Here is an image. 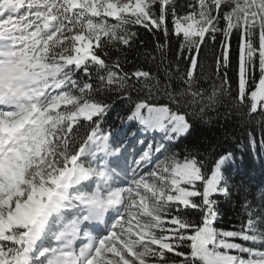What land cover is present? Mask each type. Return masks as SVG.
<instances>
[{
    "label": "snow or ice",
    "instance_id": "snow-or-ice-1",
    "mask_svg": "<svg viewBox=\"0 0 264 264\" xmlns=\"http://www.w3.org/2000/svg\"><path fill=\"white\" fill-rule=\"evenodd\" d=\"M172 3L0 0V264H264V192L245 202L240 230L218 229L214 197L230 196L232 153L207 174L197 155L172 151L190 115L225 99L253 144L257 125L264 136V0H196L182 16ZM136 26L163 33L164 80L125 70ZM109 92L139 124L120 139L97 99Z\"/></svg>",
    "mask_w": 264,
    "mask_h": 264
},
{
    "label": "trees",
    "instance_id": "trees-1",
    "mask_svg": "<svg viewBox=\"0 0 264 264\" xmlns=\"http://www.w3.org/2000/svg\"><path fill=\"white\" fill-rule=\"evenodd\" d=\"M196 0H173L172 8L178 16H182L191 10L192 5ZM172 15L169 10L168 23L171 25ZM138 33L137 42L134 47L127 52V62L124 63L126 71H133L135 68H143L157 73L161 80H164V71L162 68L158 70L159 53L154 52L157 41L163 43V33L153 35L143 28L136 26L134 28ZM142 42V43H141ZM235 38L232 41V50L235 54L236 49ZM176 39L173 37L171 41V52L168 54V59H171L176 52ZM145 53H152L157 57L155 62L150 59L146 60ZM202 64L212 65L213 52L211 46L205 48L202 53ZM115 59V55L112 57ZM122 62L124 57H121ZM177 65L174 63L172 71L174 72ZM181 73L185 70L184 64H179ZM229 76L235 79V73L229 70ZM202 80H207V75L202 76ZM217 83L219 81L217 80ZM180 81L173 80V87H179ZM208 88V84H204ZM235 85H233V89ZM210 91V88H209ZM135 97V93H133ZM97 99L103 100L109 104L110 115L113 116L110 124L118 125L119 118L126 117L130 114L128 109L130 103L116 94L109 92L101 94ZM163 102L166 99L160 98ZM190 121L193 126L190 131L177 141L173 142L172 151L178 153L181 157L188 154L197 155L205 161V171L209 174L208 169L212 162L221 154L233 152L234 164L229 163L224 168V174L228 178V183L231 189L229 197L218 195L214 197L217 201L219 216L216 221V227L221 230H240L242 223L246 218L244 209L245 202L251 203L254 206L259 205L261 193L264 192V136L261 129L257 125L255 129L256 142L253 144L249 137L248 131L251 125L246 120H241L238 114L234 111L233 105L226 99L214 108L206 109V113L201 118L200 116H191ZM134 124L137 122L133 121ZM115 127V126H114ZM120 127V125H118ZM193 220L199 219L198 215L191 217ZM241 242L242 241H237ZM185 251L187 249L185 248Z\"/></svg>",
    "mask_w": 264,
    "mask_h": 264
},
{
    "label": "rangeland",
    "instance_id": "rangeland-1",
    "mask_svg": "<svg viewBox=\"0 0 264 264\" xmlns=\"http://www.w3.org/2000/svg\"><path fill=\"white\" fill-rule=\"evenodd\" d=\"M112 119H113V116L108 114L107 117H106L105 123H104V128H105L106 131H111L112 134H113V137H115L117 139L123 138L127 133H129V127L130 126H131V131H136L137 130L136 127H135L136 125L132 124V122H130V121H127L125 119V117L119 118L118 123L120 124V127L118 129H114L113 126L110 125V122L112 121ZM137 127H139V124H138ZM160 140H161V137H160L159 134H156L154 137L150 135V137L148 139V143H159ZM135 147L139 148L140 145L137 144V145H135ZM130 151H131V149H130ZM227 153H229V152H227ZM230 153H232V158L225 163L224 167L227 166L229 164V162H231V160H235L233 158V152H230ZM224 154H226V153H224ZM221 155H223V154H221ZM209 174H210V172H209Z\"/></svg>",
    "mask_w": 264,
    "mask_h": 264
}]
</instances>
